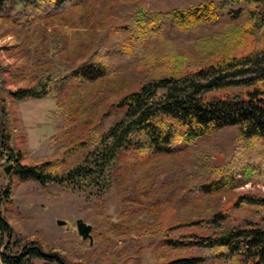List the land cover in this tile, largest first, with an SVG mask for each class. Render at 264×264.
<instances>
[{"label": "rangeland", "instance_id": "obj_1", "mask_svg": "<svg viewBox=\"0 0 264 264\" xmlns=\"http://www.w3.org/2000/svg\"><path fill=\"white\" fill-rule=\"evenodd\" d=\"M72 1L62 0L58 9L51 5L44 16L31 21L27 15L32 9L22 5L17 7L15 22L0 19V104L6 108H0V141L1 135L3 142L7 139L5 149L3 142L0 148V167L8 161L2 152L12 150L16 160L20 155L22 166L49 163L47 171L66 176L83 161L86 144L93 145L120 120L116 104L126 94L151 78L184 72L188 65H206L215 53L233 52L240 57L253 47L249 39L242 46L233 44L245 17L233 22L224 16L218 24L182 29L168 16L175 10L224 0ZM144 17L154 19L149 25L158 29L146 39L139 37L136 26ZM256 40H264V30ZM99 62L106 64L107 78L81 84L70 78L80 66ZM41 82L50 92L40 100L12 96L21 89H38ZM238 132L226 128L148 162L123 161L115 189L102 196L92 188L22 181L13 171L6 175L0 169V216L12 230L8 241L12 255L40 248L48 255H59L65 264H158L199 256L197 251L156 249L158 239L152 230L182 221H209L231 209L242 195L264 197V175L234 192L207 199H197L191 191L216 179V170L231 162ZM260 161L264 164V151ZM5 192L10 198L4 197ZM232 215L227 228L264 223V203L234 208ZM79 219L93 227L92 244L79 236ZM24 260L25 264H59L33 255Z\"/></svg>", "mask_w": 264, "mask_h": 264}, {"label": "trees", "instance_id": "obj_2", "mask_svg": "<svg viewBox=\"0 0 264 264\" xmlns=\"http://www.w3.org/2000/svg\"><path fill=\"white\" fill-rule=\"evenodd\" d=\"M61 1L0 0V19L15 22L14 15L19 14L16 13L17 7L22 5L32 9L27 15L31 21L44 16V10L51 5L55 9L61 8ZM76 1L72 2L76 4ZM237 6L243 7L235 9ZM168 16L175 27L182 29L196 24H218L224 16L233 22L245 17L246 24L241 26V33L246 35L238 34L233 44L242 46L249 39L253 47L240 57L233 52L222 56L215 53L206 65H188L184 72L177 70L151 78L137 90L126 94L116 104L120 120L106 129L93 145L86 144L88 151L83 161L66 176L47 171L49 163L22 166L19 155L12 170L15 177L43 185L92 188L96 190L95 194L102 196L115 189L117 170L123 161L138 159L148 162L156 157L171 156L178 146H189L230 127L239 131L231 162L216 170V179L191 189L194 197L207 199L231 193L264 175V164L260 161L264 151V40H256L257 33L264 30V0L211 2L184 11L175 10ZM145 17L136 24L138 35L143 39L158 33L156 27L150 26L154 19ZM140 24H144L142 30L139 29ZM107 75L106 64L99 62L80 66L70 78L81 84L100 81ZM233 89L239 91L228 92ZM49 92L47 83L41 82L38 89H21L12 96L18 100H40ZM0 108L2 111L6 109L4 104H0ZM6 145L5 138L4 149ZM10 152L12 154V150ZM4 197L10 198L9 192H5ZM260 203H264V197L260 195H242L231 209L214 214L209 221L159 225L152 230L158 239L156 249L167 253L197 251L200 255L165 259L158 264H264V223L248 222L225 227L234 220L232 209ZM10 230L8 223L0 217V264H25L24 259L30 255L65 264V259L59 255H48L40 248L27 253L22 249L26 253L23 258V252L12 255L8 242ZM6 236L8 240L3 246Z\"/></svg>", "mask_w": 264, "mask_h": 264}, {"label": "water", "instance_id": "obj_3", "mask_svg": "<svg viewBox=\"0 0 264 264\" xmlns=\"http://www.w3.org/2000/svg\"><path fill=\"white\" fill-rule=\"evenodd\" d=\"M1 145L0 148L2 147V142H3V135H1ZM5 156L7 157V160H11L12 158V154L9 152L5 153ZM13 165H8L4 168V173L6 175H10V173L13 170ZM1 217V216H0ZM65 223L63 222H59V225H64ZM76 228L78 231L79 236L82 238V240L90 241V244L93 243V237H92V231H93V227L91 225H88L83 219H79L76 222ZM12 234V230H10V235Z\"/></svg>", "mask_w": 264, "mask_h": 264}, {"label": "flooded vegetation", "instance_id": "obj_4", "mask_svg": "<svg viewBox=\"0 0 264 264\" xmlns=\"http://www.w3.org/2000/svg\"><path fill=\"white\" fill-rule=\"evenodd\" d=\"M3 154H5L6 152H2ZM15 161H16V158L12 155V158H11V160H8L5 164H3L1 167H0V169L1 170H3L5 167H6V165H13L14 167H15Z\"/></svg>", "mask_w": 264, "mask_h": 264}]
</instances>
